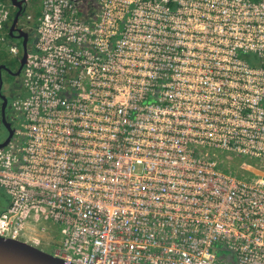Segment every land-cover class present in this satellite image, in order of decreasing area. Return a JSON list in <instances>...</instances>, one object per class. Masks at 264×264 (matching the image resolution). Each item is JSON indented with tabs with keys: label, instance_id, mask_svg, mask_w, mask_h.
<instances>
[{
	"label": "built area",
	"instance_id": "built-area-1",
	"mask_svg": "<svg viewBox=\"0 0 264 264\" xmlns=\"http://www.w3.org/2000/svg\"><path fill=\"white\" fill-rule=\"evenodd\" d=\"M33 17L0 236L55 230L73 264H264V173L220 167L264 162V0H39Z\"/></svg>",
	"mask_w": 264,
	"mask_h": 264
},
{
	"label": "water",
	"instance_id": "water-1",
	"mask_svg": "<svg viewBox=\"0 0 264 264\" xmlns=\"http://www.w3.org/2000/svg\"><path fill=\"white\" fill-rule=\"evenodd\" d=\"M10 2L14 7L18 8L8 30L9 34H13L15 30H18L15 27L17 25L18 16L21 11L20 8L21 2L17 0H10ZM14 36L23 38V55L20 60V68H21L25 63V58L28 50L26 45L27 33L19 31V33ZM35 41H36V37L34 39V42ZM1 85H2V80L0 77V97L1 99H3L1 105V122L8 132V136L6 137V139L0 142V148L8 144L14 132L13 128L11 127V122H9L5 116L7 99L1 95ZM0 264H73V263L64 261L63 259L54 256L53 254L46 252L39 247L28 244L24 241L0 236Z\"/></svg>",
	"mask_w": 264,
	"mask_h": 264
},
{
	"label": "rangeland",
	"instance_id": "rangeland-1",
	"mask_svg": "<svg viewBox=\"0 0 264 264\" xmlns=\"http://www.w3.org/2000/svg\"><path fill=\"white\" fill-rule=\"evenodd\" d=\"M29 1L31 2V0H29ZM30 2H28V4H27L25 12H27V14L34 15V12L39 11V3L34 5V4H31ZM20 19H24V18L21 16ZM33 24H35L33 21L26 23V25H28V28L26 30L29 32V39L27 42V48L28 49L32 48L33 44H34L35 33L31 30V27ZM8 41H10L9 44H14V45L16 44L20 47V40L19 39L10 37ZM9 44L6 45L4 49L0 47V49H1L0 50V59L1 60H3L5 58L6 54L10 55L9 61H11V59L14 60V55L10 53ZM0 45H2V43H0ZM5 80L11 81L10 84L18 82V84H17L18 88L11 95L9 102H8V105H7V109H6V111L7 112L9 111L10 115H11V113H15L12 106H11L12 99L14 97H16L17 94L23 93L22 74H21L20 78L19 77H11L10 75H6ZM20 123H21V119L19 117L17 119H13V125L14 126L19 127ZM6 136H7V131L4 127V125L2 124L1 119H0V142L4 141L6 139ZM229 155L231 156V159L230 160L223 159L222 164L220 165L222 171L233 172V173L237 174L239 178H243V179H245V176H247V174L249 175V177L258 176V175L252 174V173H246L245 171H241L239 169V162L241 160H245L247 163H250V165H252L255 169L264 173V162H260L258 160L251 161L249 159H240V157L235 155L234 153H230ZM0 200L2 202L4 201L5 204L8 202V197L1 187H0ZM50 238H51V240H50L51 245L49 247L40 246L39 248H41L42 250H44L46 252H52V249L57 245V243L60 240V235L55 230H53L52 233H50Z\"/></svg>",
	"mask_w": 264,
	"mask_h": 264
},
{
	"label": "flooded vegetation",
	"instance_id": "flooded-vegetation-1",
	"mask_svg": "<svg viewBox=\"0 0 264 264\" xmlns=\"http://www.w3.org/2000/svg\"><path fill=\"white\" fill-rule=\"evenodd\" d=\"M6 1L11 4L10 0H6ZM17 1H20L21 2V7H20L21 8V11H20V14L18 16L17 25L15 27L18 30H15L13 34H9V35H10L11 38H17V39L20 40V47L15 44L14 46L16 47V53L10 52L11 54L14 55V60L11 59V61H9V56L10 55L6 54L7 56L5 55V58L3 60H1L2 62H0V77H1V80H2L1 95L4 96L7 99V105H8V102H9V99H10L11 95L18 88V86H17L18 82L10 84L11 81L5 80V76L6 75H10L11 77H19L20 78L21 77V74H22V68H23V67L20 68V60H21V57L23 55V38L22 37H16L14 35L18 34L19 31L20 32H26L27 33L26 45H27V42H28V39H29V32L22 25L23 20L20 19V17H21V12L22 11H25V9L27 7V4L30 1L29 0H17ZM30 3L36 5L37 3H39V1L38 0H31ZM10 7H11V12L14 11V10L15 11L18 10V8L17 7H14L13 5L10 6ZM11 23L12 22H10V25H11ZM8 33H9V31H8ZM10 46L11 45H9V47ZM18 95L19 94H17V96ZM16 97H14L13 99H15ZM2 102H3V99H1V97H0V119H1V105H2ZM6 109H7V106H6ZM6 109H5L6 119L9 122H11V127L13 128V131H14L13 132V136L9 140V142H10V141L14 140V138L16 139V137H17L16 130H17L18 127L13 125V119H17L18 117L21 119V116L18 115V114H15V113H11V115H10V112L9 111L7 112ZM7 136H8V132H7ZM20 140L21 139L18 138V141H20ZM4 206H5L4 201L2 202L0 200V209H2Z\"/></svg>",
	"mask_w": 264,
	"mask_h": 264
},
{
	"label": "trees",
	"instance_id": "trees-1",
	"mask_svg": "<svg viewBox=\"0 0 264 264\" xmlns=\"http://www.w3.org/2000/svg\"><path fill=\"white\" fill-rule=\"evenodd\" d=\"M2 1H6V0H2ZM15 13H16L15 10L11 12V19H13ZM26 15H27V12H25V11H22V12H21V16H22L24 19H25ZM38 15H39V11L34 12V17H33V19L37 18ZM22 20H23V19H22ZM29 22H30V21H29ZM33 22H34V21H33ZM34 23H35V22H34ZM8 30H9V29H8ZM31 30L35 33V24L32 25ZM9 38H10V35H9L8 31H7L6 34H5V40H4L3 42H1V43H2V45H0L1 48L4 49L5 46L8 45V44L10 43V41H8ZM7 43H8V44H7ZM9 45H14V44H9ZM0 50H1V49H0ZM0 62H2L1 59H0ZM6 205H7V203L5 204V206H4L2 209H0V213H1V211L6 207Z\"/></svg>",
	"mask_w": 264,
	"mask_h": 264
}]
</instances>
